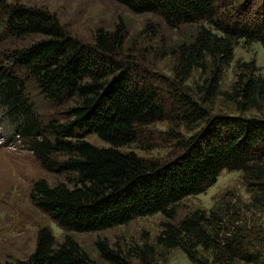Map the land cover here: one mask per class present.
<instances>
[{
	"label": "trees",
	"instance_id": "trees-1",
	"mask_svg": "<svg viewBox=\"0 0 264 264\" xmlns=\"http://www.w3.org/2000/svg\"><path fill=\"white\" fill-rule=\"evenodd\" d=\"M113 1L173 28L199 27L191 42L170 48V76L125 55L123 26L100 29L93 44H84L47 9L3 6L5 35L39 39L0 53V117L12 142L63 177L54 185L36 181L30 200L64 237L58 241L45 227L27 260L0 264H97L73 234L159 214L165 220L154 243L145 236L123 250L98 241L101 260L161 264L158 250H180L193 264H264V76L255 62L238 63L234 84L221 88L239 42L264 47V11L241 18L248 0ZM30 82L59 108L60 120L44 122L28 94ZM218 102L231 112L215 113ZM157 124L166 125L165 136L150 134ZM158 141L171 156L147 155ZM225 170L241 172L248 201L229 194L209 211L178 219L180 206Z\"/></svg>",
	"mask_w": 264,
	"mask_h": 264
},
{
	"label": "rangeland",
	"instance_id": "rangeland-1",
	"mask_svg": "<svg viewBox=\"0 0 264 264\" xmlns=\"http://www.w3.org/2000/svg\"><path fill=\"white\" fill-rule=\"evenodd\" d=\"M264 0H248L241 8L240 16H260ZM24 5L26 7L47 9L55 14L60 23L73 38L84 44H93L98 30L113 31L123 26L128 38L124 46L125 55H130L154 74L170 76L174 59L169 56L170 48L182 43L191 42L199 29L198 26L173 28L164 20L152 14H134L125 6L113 0H0V53L29 46L38 37H26L20 40L5 35L1 20L4 19V7ZM258 13H256V11ZM256 13V14H255ZM256 19V18H254ZM255 62L264 76V47L255 42L250 45L243 41L234 48V59L225 69L221 88L228 90L236 81L238 63ZM29 96L36 104L38 113L44 122L60 120V110L50 104L46 98L30 82ZM220 102V101H219ZM218 102L215 113H230V109ZM165 124H157L150 128L155 138L165 136ZM12 130L0 117V262L27 260L35 251L38 233L41 229L50 228L56 239L62 241L63 231L42 211L34 207L30 200L33 184L46 180L54 185L62 182L63 177L57 173L46 171L19 141L12 142ZM14 139V138H13ZM159 139V138H158ZM91 143L104 146L95 136L87 138ZM160 147L150 151L152 157L171 156L172 150ZM140 154H144L141 152ZM233 194L243 201L249 196L241 185V172L223 171L217 182L205 193L189 198L178 209V219L195 209L211 210L219 199ZM162 215L139 218L128 225L113 229L85 234H73L75 240L97 264L103 262L97 250L98 241H108L111 246L119 244L123 250L132 244H141L145 236L154 243L164 222ZM161 264H193L180 250L167 254L158 250Z\"/></svg>",
	"mask_w": 264,
	"mask_h": 264
}]
</instances>
